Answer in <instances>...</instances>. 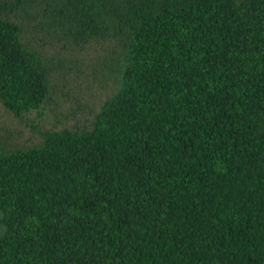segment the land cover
Returning <instances> with one entry per match:
<instances>
[{
    "label": "trees",
    "instance_id": "obj_1",
    "mask_svg": "<svg viewBox=\"0 0 264 264\" xmlns=\"http://www.w3.org/2000/svg\"><path fill=\"white\" fill-rule=\"evenodd\" d=\"M0 264H264V0H0Z\"/></svg>",
    "mask_w": 264,
    "mask_h": 264
},
{
    "label": "rangeland",
    "instance_id": "obj_2",
    "mask_svg": "<svg viewBox=\"0 0 264 264\" xmlns=\"http://www.w3.org/2000/svg\"><path fill=\"white\" fill-rule=\"evenodd\" d=\"M2 230V226L0 225V231Z\"/></svg>",
    "mask_w": 264,
    "mask_h": 264
}]
</instances>
